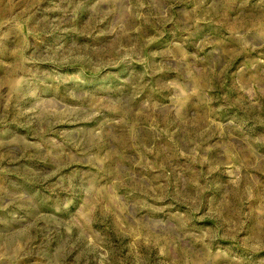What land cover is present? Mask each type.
I'll return each instance as SVG.
<instances>
[{"label":"rangeland","instance_id":"rangeland-1","mask_svg":"<svg viewBox=\"0 0 264 264\" xmlns=\"http://www.w3.org/2000/svg\"><path fill=\"white\" fill-rule=\"evenodd\" d=\"M0 264H264V0H0Z\"/></svg>","mask_w":264,"mask_h":264}]
</instances>
